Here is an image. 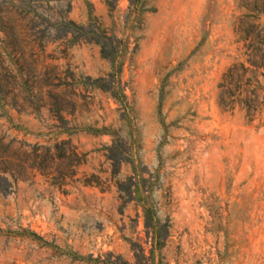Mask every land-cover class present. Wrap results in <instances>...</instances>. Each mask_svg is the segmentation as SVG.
Instances as JSON below:
<instances>
[{"label": "rangeland", "instance_id": "obj_1", "mask_svg": "<svg viewBox=\"0 0 264 264\" xmlns=\"http://www.w3.org/2000/svg\"><path fill=\"white\" fill-rule=\"evenodd\" d=\"M251 23L264 0H0V264H264V105L217 104Z\"/></svg>", "mask_w": 264, "mask_h": 264}, {"label": "trees", "instance_id": "obj_2", "mask_svg": "<svg viewBox=\"0 0 264 264\" xmlns=\"http://www.w3.org/2000/svg\"><path fill=\"white\" fill-rule=\"evenodd\" d=\"M67 24H72L68 22ZM73 25V24H72ZM80 30L81 27H76ZM254 29V30H250ZM97 41L91 38V41ZM242 41L245 42V60L235 62L230 65L223 73L217 88V104L224 109L232 110L236 106L246 112L247 115L253 116L257 110L264 105V24L251 23L250 28L244 32ZM101 53L106 56L107 51L101 46ZM115 58V56H114ZM70 146L67 141L55 143L53 146H36L37 150H44L43 154L35 157L39 158V162L33 164L34 168L42 171V167H48V162L55 158L51 153L52 149ZM66 152L68 157H65ZM75 151L71 148L60 152L63 158L76 157ZM0 179H6L0 176ZM145 224L148 219H152L149 210H145ZM154 229V227H153ZM155 233H159L161 227L155 228ZM135 261L138 262V255L135 253ZM136 264V263H135Z\"/></svg>", "mask_w": 264, "mask_h": 264}]
</instances>
